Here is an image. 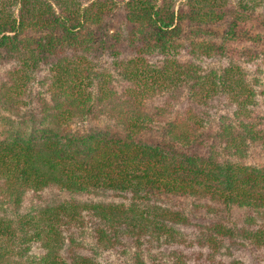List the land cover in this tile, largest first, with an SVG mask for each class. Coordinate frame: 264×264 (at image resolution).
<instances>
[{
	"label": "trees",
	"instance_id": "16d2710c",
	"mask_svg": "<svg viewBox=\"0 0 264 264\" xmlns=\"http://www.w3.org/2000/svg\"><path fill=\"white\" fill-rule=\"evenodd\" d=\"M263 67L264 0H0V264H264Z\"/></svg>",
	"mask_w": 264,
	"mask_h": 264
},
{
	"label": "rangeland",
	"instance_id": "374dc122",
	"mask_svg": "<svg viewBox=\"0 0 264 264\" xmlns=\"http://www.w3.org/2000/svg\"><path fill=\"white\" fill-rule=\"evenodd\" d=\"M3 73H4V69L1 68L0 69V80L3 79ZM40 78V76H39ZM262 80L264 82V67H263V73H262ZM35 92H41L39 91V88L36 86L35 84ZM164 103V98H158L157 100H154L152 102H150L148 109L149 111L152 112V110L154 108H156L159 105H162ZM34 114L36 116H38L39 114V107H37V105L35 103H32L30 106H28L27 108L22 110V114H24L22 117H24L23 119L29 118L30 114ZM263 112V116H264V109L262 110ZM3 115L6 116H10L13 117V115H8L9 112L7 111H3L2 112ZM173 118V117H172ZM172 118H167L166 121H169ZM161 121H164L161 119ZM2 129V125L0 124V132ZM73 131H83L86 133H95V132H113V131H117L119 133H121V129L117 126H115L114 121L109 118L108 116H104V115H99V117L95 118V119H89L87 121L84 122H80L76 125H74L72 127ZM158 130H160L159 128H156L154 130H152L151 132H147L145 133L143 136H141V139L144 142L147 143H154L157 142V134H158ZM2 134V132L0 133ZM2 135H0L1 137ZM245 162L247 164L250 165H263L264 164V149L261 148L260 146H254L253 148H251V150L248 153V156L245 159ZM54 197L57 199H68V198H76L79 200H92V201H105V202H123L125 201L123 197H119L117 195H113L111 193H99L97 195H89V196H70L67 193H60V192H52V193H44L42 195V198L38 197L35 194H26L25 195V199L23 202V205L21 206V211L22 212H26L28 210L37 208L47 202H49V200ZM128 202V199L127 201ZM175 202H180L181 206L183 207H187L190 208L191 207V202L188 201V199H181L179 198L178 200L175 199ZM234 214H237V212H239V210H233ZM211 220H214V218H210V216H207L206 214H201L199 215V217H197L196 219L192 220V226L189 228V231H194V232H198V228L197 225L200 224V222L203 223H207ZM169 252V247L167 249L164 250V255H166V253ZM101 259L103 261L104 264H126L127 261V257L121 255L118 251L116 250H110V251H101ZM234 258L243 261L245 264H254L255 261V256L247 249H236L235 250V255ZM169 262V261H168ZM258 262V261H257ZM256 264V263H255ZM258 264V263H257ZM263 264V263H261Z\"/></svg>",
	"mask_w": 264,
	"mask_h": 264
}]
</instances>
